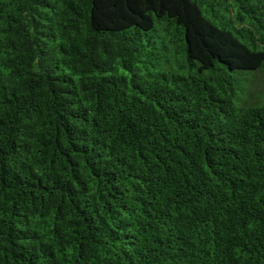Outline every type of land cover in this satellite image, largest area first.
<instances>
[{"label":"trees","instance_id":"16d2710c","mask_svg":"<svg viewBox=\"0 0 264 264\" xmlns=\"http://www.w3.org/2000/svg\"><path fill=\"white\" fill-rule=\"evenodd\" d=\"M264 0H0V264H264Z\"/></svg>","mask_w":264,"mask_h":264},{"label":"rangeland","instance_id":"374dc122","mask_svg":"<svg viewBox=\"0 0 264 264\" xmlns=\"http://www.w3.org/2000/svg\"><path fill=\"white\" fill-rule=\"evenodd\" d=\"M257 86H264V73H260L257 80H256Z\"/></svg>","mask_w":264,"mask_h":264}]
</instances>
